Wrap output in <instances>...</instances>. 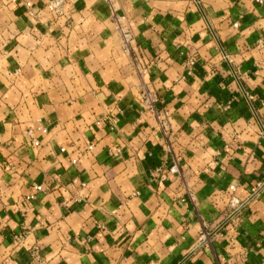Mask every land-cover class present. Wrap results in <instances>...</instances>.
Returning <instances> with one entry per match:
<instances>
[{"label": "crops", "instance_id": "obj_1", "mask_svg": "<svg viewBox=\"0 0 264 264\" xmlns=\"http://www.w3.org/2000/svg\"><path fill=\"white\" fill-rule=\"evenodd\" d=\"M27 1L0 0V264H264V0Z\"/></svg>", "mask_w": 264, "mask_h": 264}, {"label": "built area", "instance_id": "obj_2", "mask_svg": "<svg viewBox=\"0 0 264 264\" xmlns=\"http://www.w3.org/2000/svg\"><path fill=\"white\" fill-rule=\"evenodd\" d=\"M110 2V0H108ZM11 2H15V3H22L25 6L29 7L30 6V2L27 0H11ZM67 3V0H47L46 3V8L48 10L49 13H51L54 16H62L64 14V6ZM111 7L114 10L112 3H111ZM115 27L117 32L120 34L121 37V45L123 47L124 50H128L130 47V43L133 40V35L130 32L129 27L126 24V16L125 15H120V16H115ZM234 27L237 26V23L233 24ZM194 64V59L190 58L187 61V65L185 67L186 72H190L192 70V66ZM144 70H139V72H143ZM140 101L143 105V107L150 112V114L154 117L155 122H156V127L162 132L164 137H168L169 131H170V113L162 108H158L157 107V98L156 96L153 94V92L144 89L141 91L140 93ZM38 129H41L43 132H46L45 128H40L38 127ZM29 133L32 132V130H28ZM34 145H38L39 143L37 141H33ZM92 148V144H89L87 146V150H91ZM62 150H64V148H62ZM72 163L76 162V159H71ZM178 169L176 165H173L171 167H169L168 169L165 168H161V167H157L152 171V175L154 177L159 176V177H166L168 174H175L177 173ZM34 192L27 195L26 198L27 199H33L35 196V192H39V191H45L47 190V188L43 187L42 185L38 184V185H34L33 186ZM230 190H233V186L229 187ZM189 195V199L191 201L194 200L192 193L188 192ZM240 201L234 197H232L230 199V205L233 209L237 208V206H239ZM203 237L205 236V234L202 235Z\"/></svg>", "mask_w": 264, "mask_h": 264}, {"label": "water", "instance_id": "obj_3", "mask_svg": "<svg viewBox=\"0 0 264 264\" xmlns=\"http://www.w3.org/2000/svg\"><path fill=\"white\" fill-rule=\"evenodd\" d=\"M254 196V195H253ZM235 213V212H234Z\"/></svg>", "mask_w": 264, "mask_h": 264}]
</instances>
